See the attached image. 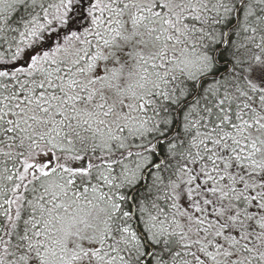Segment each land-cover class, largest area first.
Wrapping results in <instances>:
<instances>
[{"label": "snow or ice", "instance_id": "1", "mask_svg": "<svg viewBox=\"0 0 264 264\" xmlns=\"http://www.w3.org/2000/svg\"><path fill=\"white\" fill-rule=\"evenodd\" d=\"M0 264H264V0H0Z\"/></svg>", "mask_w": 264, "mask_h": 264}]
</instances>
